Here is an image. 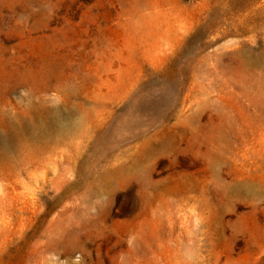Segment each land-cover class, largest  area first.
Here are the masks:
<instances>
[{
	"label": "rangeland",
	"instance_id": "obj_1",
	"mask_svg": "<svg viewBox=\"0 0 264 264\" xmlns=\"http://www.w3.org/2000/svg\"><path fill=\"white\" fill-rule=\"evenodd\" d=\"M0 264H264V0H0Z\"/></svg>",
	"mask_w": 264,
	"mask_h": 264
}]
</instances>
